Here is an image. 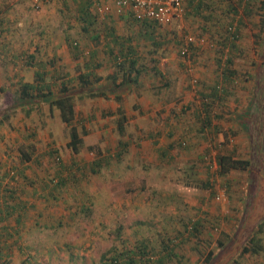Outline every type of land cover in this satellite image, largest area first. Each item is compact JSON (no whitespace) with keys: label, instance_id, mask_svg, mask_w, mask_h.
I'll return each mask as SVG.
<instances>
[{"label":"rangeland","instance_id":"1","mask_svg":"<svg viewBox=\"0 0 264 264\" xmlns=\"http://www.w3.org/2000/svg\"><path fill=\"white\" fill-rule=\"evenodd\" d=\"M185 1V14L151 36L131 16L97 13L84 0H0V264H229L264 220L263 10L245 15V0H229L238 7L241 52L234 81L216 95L228 3L208 0L195 11L196 0ZM188 35L196 47L184 68L178 48ZM121 40L135 48L141 75L114 86L116 79L98 103L104 84L94 74L117 70ZM84 72L92 74L87 86L78 79ZM24 82H43L55 96L68 86L82 139L76 152L65 145L69 130L56 108L21 101ZM116 88L124 94L113 96ZM110 100L127 115L121 131ZM147 100L161 103L143 107ZM169 113L176 126L165 160L143 139ZM127 132L132 144L123 142ZM229 151L249 159L248 169L222 173L218 154ZM62 168L67 186L44 193L41 180ZM193 218L202 220L194 234L187 232ZM239 264H264V251Z\"/></svg>","mask_w":264,"mask_h":264},{"label":"trees","instance_id":"2","mask_svg":"<svg viewBox=\"0 0 264 264\" xmlns=\"http://www.w3.org/2000/svg\"><path fill=\"white\" fill-rule=\"evenodd\" d=\"M208 0H196L195 4L193 5L192 10L200 11L202 10V7L204 5H210L209 3H206ZM224 1L225 3H228L225 10H223L224 15H230L229 19L231 22L227 23L225 26V34L223 31V36L221 39H219V42L217 41V45L220 47L219 52L217 53L218 56V62H219V68H221L222 71V85L219 82H216V85L214 87L213 94L219 95L221 93V90H223V94H225L226 89H224V86L227 85L230 82H233L234 75H235V69L232 68V64L234 62V56L236 54H239L241 52L240 47V32L238 28V22L235 26V31L233 33H229L228 27L234 25V16L238 13V7L234 6L229 0H220ZM219 1V2H220ZM254 2H257V6L254 7ZM42 5V4H40ZM39 5V6H40ZM263 10L262 14H260L259 19V28L260 31L264 27V0H245V6H243V13L245 15H249L257 10ZM232 14V15H231ZM241 18V16H240ZM133 20L140 23V28L142 27L143 31L148 33L149 35L153 36L156 35L157 29L160 24H157L155 22H151L147 19L142 18H133ZM242 21V20H241ZM220 29V28H219ZM159 35H161L158 32ZM255 37L257 34L254 35ZM163 37V36H162ZM186 36H184L180 42H179V48L178 53L181 56V62L184 66V68H187L188 62L187 59L193 60L192 53H194V48L196 47L193 43V41H190L188 43L190 54L189 56H183L180 53V47L184 43ZM164 39V37L162 38ZM216 40V39H215ZM116 41V40H114ZM153 42L157 45L162 44L161 40H155L153 39ZM215 42V41H214ZM216 43V42H215ZM119 51L118 54L115 53L113 57L114 63L117 65V73L121 74V82L116 83V78H114L111 82L116 83L115 86L123 85L125 82H131L136 81L140 74V67L138 66V56L136 55V52L134 51L135 48L131 46L128 42L120 43L119 44ZM136 55V56H135ZM135 56V57H134ZM222 63V64H221ZM231 68V69H230ZM40 76V75H39ZM91 76L90 72L87 73H80L78 75L79 81L82 83V86L89 85V77ZM42 78V77H40ZM197 81V79H196ZM221 85V89H219ZM223 86V87H222ZM45 88L47 91H45ZM73 93L70 92L68 89V86L64 85L62 87V90L59 94L56 96L52 94L49 85L45 83L40 82H24L21 84L20 88V99L22 102L29 103L34 101L35 99H43V101H46L48 104L49 109L56 108L58 110V116L61 122H63L69 130V139L66 142V146L70 148L73 152L77 151V147L82 142V139L76 129V127L72 124V120L74 118V100H73ZM115 97H120L119 94H115ZM24 103V104H25ZM252 105V104H251ZM116 112L118 117L116 118V126L119 131L123 129V119L125 118V115L123 114V111L121 109V106L118 104L116 107ZM206 111H204L203 118L200 121L199 129L202 131V129H205L208 127L207 123H209V116L208 114H205ZM198 115V114H197ZM205 115V116H204ZM199 116V115H198ZM125 143V142H124ZM164 152H162L163 154ZM56 161L60 158L57 155H54L53 157ZM218 163L220 166V169L222 173H227L232 169L236 170H247L250 164L249 159L244 158H237L234 157V151L224 152L218 154ZM63 169V170H62ZM60 172L54 177L49 176L48 179H42L43 186H41V190L45 193L46 190H48V194L54 192L53 190L60 189L61 186L66 184V180L64 175L65 169L62 168ZM64 175V176H63ZM30 182L35 183V180H31ZM34 193H38L37 189L33 190ZM15 205H12V209ZM16 206L18 208H24L23 204L17 203ZM18 220L21 221V215L18 213ZM202 225V220L200 218H193L189 221V225L187 227V232L194 234L199 227ZM264 230V220L259 221L256 225V230L250 234V236L245 241L244 245L242 246V249L239 253V255L233 259V261L229 264H239L240 258L244 256L245 254L251 255V254H257L260 251H264V235H262V231ZM219 245H223L220 241L218 242ZM214 252L208 251L205 261L209 262L212 258V255Z\"/></svg>","mask_w":264,"mask_h":264},{"label":"built area","instance_id":"3","mask_svg":"<svg viewBox=\"0 0 264 264\" xmlns=\"http://www.w3.org/2000/svg\"><path fill=\"white\" fill-rule=\"evenodd\" d=\"M32 5L49 3L61 0H29ZM99 13L109 12L111 7L120 14L123 12H132L138 18L147 19L151 22L163 25L170 23L174 19L180 18L185 14V0H92ZM229 33H233L235 25L228 27ZM191 35L186 36L184 43L180 47V53L183 56H189L190 50L188 43L192 41ZM76 44V42H74ZM191 59H187L189 63ZM196 81V78L193 79ZM216 153H214L215 155ZM216 167V161L213 162ZM223 193H217L216 199H220Z\"/></svg>","mask_w":264,"mask_h":264},{"label":"crops","instance_id":"4","mask_svg":"<svg viewBox=\"0 0 264 264\" xmlns=\"http://www.w3.org/2000/svg\"><path fill=\"white\" fill-rule=\"evenodd\" d=\"M61 1H63V0H61ZM54 2H60V1H53V2H49V3H54ZM184 2H186V1H184ZM46 4V3H45ZM86 6H91V8H93L94 9V11L95 12H97V13H99V11H98V9L96 8V5H94V3H93V1L92 0H84V2H83V7H86ZM186 12V11H185ZM109 13H113V17L115 18V16L116 17H126V16H131L132 18H138L135 14H133L132 12H123V13H120V14H118L116 11H115V8L112 6L111 7V9H110V11L109 12H105L104 14H109ZM101 14V13H100ZM130 17V18H131ZM123 40H121V43H123L122 42ZM113 42H114V40H113ZM127 42H125V44H126ZM74 44V43H73ZM75 45H77V43L75 44ZM115 69V68H114ZM110 70V71H108L105 75H97V74H94V76H96V77H99L97 80H98V83L99 84H104V85H99V86H97V88H96V91H95V96H99V97H97V102L98 103H101V99H100V97H108L109 95H108V91L107 90H109L111 87H112V80L114 79V78H116L118 81L119 80H121L122 78H119L118 76H119V74L117 73V70L115 69V70ZM91 72V71H90ZM92 75V74H91ZM141 74H139V76H140ZM138 76V77H139ZM137 80V79H136ZM135 81V80H134ZM132 82V81H131ZM125 83H127V84H129L130 82H125ZM115 86V85H114ZM121 91H122V89L121 90H118L117 88L116 89H114L112 92L114 93L113 94V96H115V94H119V95H122V94H124V93H121ZM137 95H138V93H137ZM109 102H112L113 103V105H118L117 104V102L115 103V101L114 100H110ZM160 100H158V102L157 103H155V105H154V103H153V101L152 100H147V103L143 106V107H148V106H153L154 108H156V107H159L158 106V104L160 105ZM135 109H137V108H139V106H135L134 107ZM132 110V113H134L135 111H139V110ZM125 118H127V115H126V117ZM124 118V120H123V124H124V122H125V120H127V119H125ZM166 122H164V121H162L161 123H159V124H154L155 125V127L154 128H151V130H148V131H146L145 133L147 134L148 133V136H146L145 134H144V137H145V139H143L144 141L145 140H149L150 142H151V144H154V142L156 143V145H155V147L153 148L155 151H156V153H158L160 156H163L164 157V159L165 160H167V159H169V158H171V156H172V144H173V142H172V138L175 136L172 132H173V128L176 126L175 124V120L172 118V115L169 113V118H166V120H165ZM162 125V126H161ZM167 125V126H166ZM167 135V136H166ZM165 136V137H164ZM139 137V136H138ZM132 136L127 132V133H125V135H124V140H123V142H130V144H132ZM142 150H144V148L142 147ZM144 151H140V152H138V155L139 156H141L142 155V153H143ZM162 152H164L163 154H162ZM191 153H193V150L191 151ZM138 158V157H137ZM128 167H129V165H127ZM43 186V185H42ZM64 186H67L66 184H64ZM46 192H48V190H46ZM51 194V193H50ZM70 203H73V201H69L68 202V204H70Z\"/></svg>","mask_w":264,"mask_h":264}]
</instances>
